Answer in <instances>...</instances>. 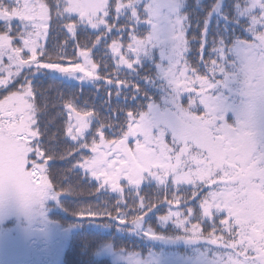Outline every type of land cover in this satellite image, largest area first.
I'll return each instance as SVG.
<instances>
[{"label":"snow or ice","instance_id":"1","mask_svg":"<svg viewBox=\"0 0 264 264\" xmlns=\"http://www.w3.org/2000/svg\"><path fill=\"white\" fill-rule=\"evenodd\" d=\"M45 77L101 84L116 115L67 99L62 147ZM0 92V209L84 195L56 182L73 157L96 197L81 220L134 231L162 212L201 245L182 264H264V0H0Z\"/></svg>","mask_w":264,"mask_h":264},{"label":"trees","instance_id":"2","mask_svg":"<svg viewBox=\"0 0 264 264\" xmlns=\"http://www.w3.org/2000/svg\"><path fill=\"white\" fill-rule=\"evenodd\" d=\"M54 0H49L53 3ZM197 0H189V3L195 5ZM205 3H211V0H204ZM231 0H225V3H230ZM195 8H193V12ZM91 38V30L88 33ZM63 44L64 36L60 33L54 40ZM83 43V36L79 37ZM50 51L52 49H49ZM71 53L72 49H68ZM95 59V57H94ZM43 87L42 91L45 93L47 109L42 115V124L46 126L51 134L59 137L62 147L70 148L72 142L66 140L64 136V127L66 116L64 115L62 104L67 99L75 98L81 106L87 103L95 110L99 111L101 118L114 116L115 112H109L106 101L108 100L104 86L101 84L91 85L84 84L81 87L80 82L75 80H62L57 78L52 80L50 78H42L39 82ZM4 95L0 92V98ZM116 100L113 98V108L116 106ZM120 106L123 107V101H120ZM90 152L87 154L89 155ZM78 155V154H74ZM75 163L73 157L67 160L57 161L54 168V175L56 182L62 187L79 186L85 194L84 195H64L62 201L57 202V209L48 213L51 223H56L60 228H64L69 232V242L62 254L59 264H129L127 256L136 252L139 254L138 258L148 260L150 257L163 259V264H168L171 260L176 262L182 260L193 252H189L187 244L194 246V250L201 247V245L183 242L180 244H172L173 238L182 237L184 235L183 229L172 221H163L160 219L162 212H153L146 216L140 227L135 228L137 232L129 231L125 228H118L111 222H97V221H83L79 218L77 204L81 202H90L96 199L95 196H89L86 193L92 189V183L78 172H70L68 169ZM146 194H155L157 188L155 185L146 187L144 189ZM175 207V206H174ZM48 219V218H47ZM119 223V221H117ZM151 231L159 239L146 236L144 233ZM111 240L112 247L108 248L114 254L123 255L119 262H114L109 257L98 259L96 256L104 249L101 248L102 242ZM172 244V245H171ZM125 249L127 252L123 251ZM88 251L92 254L90 258H83L81 252ZM95 252V253H94Z\"/></svg>","mask_w":264,"mask_h":264},{"label":"rangeland","instance_id":"3","mask_svg":"<svg viewBox=\"0 0 264 264\" xmlns=\"http://www.w3.org/2000/svg\"><path fill=\"white\" fill-rule=\"evenodd\" d=\"M56 203L49 200L42 210L31 215H25L15 204L0 209V264H59L69 242V232L49 220L48 213L57 209ZM183 242L188 241L175 237L172 244L182 245ZM186 244L188 251L193 252L194 246ZM81 254L83 258L92 255L88 251ZM109 255L114 262H119L123 256L104 248L96 257L102 259ZM182 262L178 260L175 264Z\"/></svg>","mask_w":264,"mask_h":264},{"label":"clouds","instance_id":"4","mask_svg":"<svg viewBox=\"0 0 264 264\" xmlns=\"http://www.w3.org/2000/svg\"><path fill=\"white\" fill-rule=\"evenodd\" d=\"M112 241L111 240H108V241H105V242H102V244H101V248H109V246H111L112 247Z\"/></svg>","mask_w":264,"mask_h":264}]
</instances>
